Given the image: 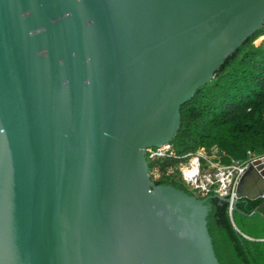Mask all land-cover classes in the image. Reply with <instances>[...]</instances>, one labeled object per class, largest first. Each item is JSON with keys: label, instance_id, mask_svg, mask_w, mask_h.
<instances>
[{"label": "water", "instance_id": "water-1", "mask_svg": "<svg viewBox=\"0 0 264 264\" xmlns=\"http://www.w3.org/2000/svg\"><path fill=\"white\" fill-rule=\"evenodd\" d=\"M263 27L264 0H0V264H220L210 198L146 149Z\"/></svg>", "mask_w": 264, "mask_h": 264}, {"label": "trees", "instance_id": "trees-1", "mask_svg": "<svg viewBox=\"0 0 264 264\" xmlns=\"http://www.w3.org/2000/svg\"><path fill=\"white\" fill-rule=\"evenodd\" d=\"M261 36L264 27L181 107L180 128L170 143L176 156L217 148L223 165L246 159L248 151L264 156V43L255 44ZM147 162L149 171L159 173L156 185L187 192L179 182L180 160ZM208 197L207 226L219 263L264 264V198L241 199L230 212L228 201Z\"/></svg>", "mask_w": 264, "mask_h": 264}, {"label": "built area", "instance_id": "built-area-1", "mask_svg": "<svg viewBox=\"0 0 264 264\" xmlns=\"http://www.w3.org/2000/svg\"><path fill=\"white\" fill-rule=\"evenodd\" d=\"M146 158L149 160H159L175 158L180 160L178 170L180 179L191 190L198 195L227 199L229 211L233 210L234 201L237 199L236 190L242 176L251 163L263 160L264 156H256L248 151L247 158L235 160L229 165L220 162L221 156L217 148L206 151L200 149L194 153L183 156H176L170 143L160 147H150L146 149Z\"/></svg>", "mask_w": 264, "mask_h": 264}, {"label": "rangeland", "instance_id": "rangeland-1", "mask_svg": "<svg viewBox=\"0 0 264 264\" xmlns=\"http://www.w3.org/2000/svg\"><path fill=\"white\" fill-rule=\"evenodd\" d=\"M261 43H264V36H261L260 38H258L256 41H255V44L256 45H259ZM150 177L152 179V181L156 180L159 178V173L156 169H153L152 171H150ZM179 182L183 185V187L187 190L188 193L190 194H193L194 196H196L197 198H204V196L202 195H198L196 193V191L194 190H191V188H189L186 184H184L182 182V180L180 179Z\"/></svg>", "mask_w": 264, "mask_h": 264}, {"label": "bare ground", "instance_id": "bare-ground-1", "mask_svg": "<svg viewBox=\"0 0 264 264\" xmlns=\"http://www.w3.org/2000/svg\"><path fill=\"white\" fill-rule=\"evenodd\" d=\"M261 170L264 171V166L261 167Z\"/></svg>", "mask_w": 264, "mask_h": 264}]
</instances>
